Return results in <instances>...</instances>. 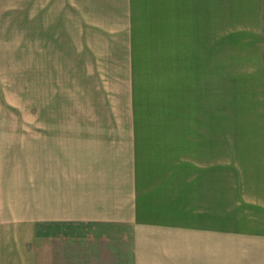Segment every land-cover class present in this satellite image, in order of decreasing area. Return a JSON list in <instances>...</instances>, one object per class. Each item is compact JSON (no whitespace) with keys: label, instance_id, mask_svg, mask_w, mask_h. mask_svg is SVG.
<instances>
[{"label":"crops","instance_id":"1","mask_svg":"<svg viewBox=\"0 0 264 264\" xmlns=\"http://www.w3.org/2000/svg\"><path fill=\"white\" fill-rule=\"evenodd\" d=\"M179 1L158 0L159 20L174 26ZM262 29V0H207V153L170 129L152 146L148 134L126 138L115 156L119 141L85 143L81 123L51 135L47 124L32 144L38 159L19 178L17 207L0 215L19 219L13 230L1 225L5 258L26 241L33 253L50 244L45 231L55 220L63 240V228L91 222L92 237L131 244L132 264H264ZM53 145L57 159L48 155Z\"/></svg>","mask_w":264,"mask_h":264},{"label":"rangeland","instance_id":"2","mask_svg":"<svg viewBox=\"0 0 264 264\" xmlns=\"http://www.w3.org/2000/svg\"><path fill=\"white\" fill-rule=\"evenodd\" d=\"M179 3L173 26L159 20L158 0H0V215L17 207L19 178L38 159L32 144L47 124L51 135L81 123L85 143L94 135L97 145L119 141L115 156L126 138L148 134L152 146L170 129L181 145L194 141L197 154L207 153V0ZM262 11L264 53V0ZM167 28L174 31L162 39ZM18 222L0 218V228ZM50 224V244L33 253L26 241L8 258L0 252V264L133 263L131 244L92 237L91 222L63 228L69 241Z\"/></svg>","mask_w":264,"mask_h":264}]
</instances>
